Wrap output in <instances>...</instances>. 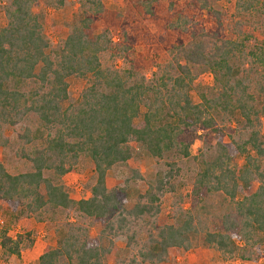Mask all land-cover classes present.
Masks as SVG:
<instances>
[{"label": "trees", "instance_id": "1", "mask_svg": "<svg viewBox=\"0 0 264 264\" xmlns=\"http://www.w3.org/2000/svg\"><path fill=\"white\" fill-rule=\"evenodd\" d=\"M38 1L6 0L0 27V150L26 163L13 175L0 162V205L55 223L56 244L38 264H164L171 251L198 241L223 261L258 259L264 46H250L240 22L228 33L215 0H136L150 19L159 17L162 3L172 11L164 19L169 59L141 68L133 58L141 34L112 17L103 0H75L74 21L58 44L34 10ZM51 1L58 10L68 0ZM235 9L264 14V0H236ZM200 71L211 75V91L197 84ZM70 76L88 84L64 106ZM227 123L238 125L237 136ZM197 139L202 146L192 154ZM137 151L154 161L145 176L128 166ZM84 160L93 170L84 186L89 196L74 200L63 178ZM117 166L128 174L108 188V172ZM139 183L145 190L128 208ZM24 238L0 232V248L18 256ZM236 241L249 250L240 252Z\"/></svg>", "mask_w": 264, "mask_h": 264}, {"label": "rangeland", "instance_id": "2", "mask_svg": "<svg viewBox=\"0 0 264 264\" xmlns=\"http://www.w3.org/2000/svg\"><path fill=\"white\" fill-rule=\"evenodd\" d=\"M6 0H0V27L6 23L5 16L2 10ZM136 0H103L104 6L112 14V17L120 16V20H127L132 28L142 36V42L135 48L133 58L137 65L141 68H149L154 64H163L169 59L168 50L169 42L171 41V33H169L166 22L164 21L166 14H171L166 4L162 3L157 19L144 17L141 10L136 4ZM51 0H39L34 8L36 12L44 16V30L47 37L53 44L60 43L69 33L70 26L75 18L76 1L68 0L65 6L61 9H53L50 5ZM236 0H215L213 6L216 10L224 14L227 32L233 33L240 22L241 31L251 34L250 46L257 44L264 46V14L256 12L241 13L235 9ZM191 13V11H187ZM101 26H108V23H102L97 26L96 31L101 29ZM146 35V36H144ZM116 38V37H114ZM69 101L64 103V106L73 103L82 90L87 86L86 79L70 76L67 78ZM197 84H202L211 91L213 87L212 77L205 71H200ZM201 85V86H202ZM190 97L193 102H198V97L195 91H190ZM227 132L231 136H237L239 132L238 125L227 123ZM262 133L264 134V115L262 116ZM10 134V133H9ZM202 146V139H197L191 147V153L195 154L196 149ZM0 162L4 163L9 173L15 175L26 168V163L15 158L10 153H4L0 150ZM237 164L242 163V159H235ZM129 167L139 168L141 174L145 176L149 171L153 170L154 161L144 155L141 151H137L134 158L129 161ZM93 174L92 166L89 160L81 161L71 172L64 176L63 181L69 192V195L74 200L87 198L88 191L84 188L86 182ZM128 174L127 166H117L111 169L107 175V187L113 188L121 186V182ZM145 190L143 183L136 185L132 194H128V199L125 200L126 207L130 208L133 204L134 197L137 193H142ZM134 195V196H133ZM123 199V195H121ZM164 214H167V207L164 209ZM65 214H59L61 221H66ZM72 218V217H71ZM55 223L48 219H43L38 222L33 218L26 219L13 214L9 208L0 205V232L7 233L10 238H16L18 235L25 237L22 242L24 249L21 250L18 256L7 255L0 248V264H38V258L48 246L54 247L57 236L54 231ZM100 227H93L92 234H98ZM259 253L258 259L253 262H242L238 259L231 261H223L219 254L206 248L201 241L188 251L173 250L169 258L164 264H264V240L262 236H257ZM116 246L124 247L122 240H117ZM240 252L249 249H243L244 243L236 241ZM106 244V242H105ZM107 264H113V260L109 259Z\"/></svg>", "mask_w": 264, "mask_h": 264}]
</instances>
